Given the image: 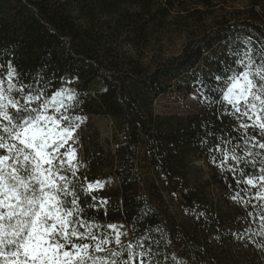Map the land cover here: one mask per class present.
Segmentation results:
<instances>
[{"label": "trees", "instance_id": "trees-1", "mask_svg": "<svg viewBox=\"0 0 264 264\" xmlns=\"http://www.w3.org/2000/svg\"><path fill=\"white\" fill-rule=\"evenodd\" d=\"M249 36L264 43V0H0V76L11 63L26 86L51 81L49 98L75 93L79 130L85 117L111 122L108 138H81L77 191L117 182L86 200L81 192L89 223L111 236L108 224L121 222L131 231L125 246L149 238L154 264H264V201L255 198L264 188L245 177L241 191L209 153L222 135H238L239 120L213 114L197 91L201 79L217 85L213 74ZM171 93L193 96V112L156 115L153 103Z\"/></svg>", "mask_w": 264, "mask_h": 264}, {"label": "snow or ice", "instance_id": "snow-or-ice-1", "mask_svg": "<svg viewBox=\"0 0 264 264\" xmlns=\"http://www.w3.org/2000/svg\"><path fill=\"white\" fill-rule=\"evenodd\" d=\"M256 42L247 37L222 74H213L217 85L201 79L197 89L213 114L219 107L221 116L239 120L233 128L238 135H222L209 153L244 192L245 177L247 186L264 188V43L256 48ZM51 83L40 76L26 86L11 63L6 76H0V264H154L149 238L125 246L124 233L108 225L115 231L117 247L112 248L113 238L103 226L84 218L81 192L86 200L102 184L89 182L87 190L77 191L79 165L72 142L80 117L73 119L71 113L79 101L67 89L49 98ZM239 196L233 199L239 202ZM255 198L264 201V192L257 191ZM92 201L90 207L96 206L95 196ZM259 220L264 228V210Z\"/></svg>", "mask_w": 264, "mask_h": 264}, {"label": "rangeland", "instance_id": "rangeland-1", "mask_svg": "<svg viewBox=\"0 0 264 264\" xmlns=\"http://www.w3.org/2000/svg\"><path fill=\"white\" fill-rule=\"evenodd\" d=\"M180 43H176V48H179ZM174 48L172 51H175ZM194 106V97L193 96H183L175 93L168 94L158 98L153 103V111L158 116H177V117H186L193 112ZM83 125H87L84 131L76 129L75 131V141L72 142V146L75 147L77 152V162L79 168H81L82 157H83V147L81 144V138L84 134H90V130H94L98 134L101 140L108 138L112 132L111 122L108 119H99L92 117H85L82 122ZM102 184V187H97L99 189H111L117 186V182L114 179H104L99 181ZM108 225H116L117 228L115 231L124 233L121 236V244L126 245L131 237V231L128 227L124 226L121 222H114ZM111 236L113 237L115 243V231L109 229ZM116 245V244H115Z\"/></svg>", "mask_w": 264, "mask_h": 264}]
</instances>
